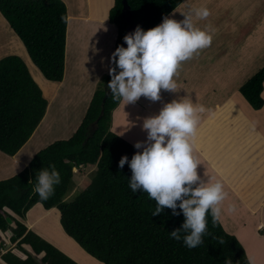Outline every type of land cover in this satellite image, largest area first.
Here are the masks:
<instances>
[{"label":"trees","instance_id":"16d2710c","mask_svg":"<svg viewBox=\"0 0 264 264\" xmlns=\"http://www.w3.org/2000/svg\"><path fill=\"white\" fill-rule=\"evenodd\" d=\"M182 1L127 3L136 26L146 31L161 23ZM121 10L122 0H113L107 14L108 24L117 33L114 51L126 33ZM0 14L43 78L61 83L68 25L65 2L0 0ZM110 79L108 74L104 87L95 90L73 135L48 145L31 159H22L21 151L48 104L20 57L0 60V153L27 164L17 175L0 181V259L5 264H78L23 224L26 214L41 205L45 210L56 208L65 235L102 264H224L226 258L232 264H248L242 244L220 222L213 226L210 215L203 244L190 250L182 239L170 237V232L184 222L180 209V215L174 216L165 208L160 215L152 216L156 202L146 192L131 190V169L127 163L121 169L119 161L125 155L130 161L140 150L110 130L113 110L120 103L105 89ZM263 83L264 66L239 88L243 100L255 111L264 106ZM50 164L56 165L61 183L55 186L53 196L42 201L33 191L36 174ZM83 168L93 169L91 179L75 189L73 169ZM74 191L73 200L66 202ZM220 238L225 241L223 245Z\"/></svg>","mask_w":264,"mask_h":264},{"label":"clouds","instance_id":"9594fccd","mask_svg":"<svg viewBox=\"0 0 264 264\" xmlns=\"http://www.w3.org/2000/svg\"><path fill=\"white\" fill-rule=\"evenodd\" d=\"M209 15L206 7L190 8L182 20L166 15L153 28L145 31L138 25L134 32L126 34L123 40L127 47L118 46L111 56L114 67L109 69L107 87L113 100L124 105L141 97L157 102L162 90L177 93L176 77L182 62L212 42L210 26L202 28L197 24ZM205 111L203 105L187 96L165 103L158 114L143 120L147 139L134 144L142 151H137L130 161L126 155L119 161L121 169L126 163L131 169V190L146 192L156 202L152 216L160 215L165 208L171 209L174 216L183 213L181 228L171 231L170 237L182 239L190 250L203 244L209 215L213 226L221 220L223 203L228 198L222 181L205 180L197 172L201 163L194 154V137ZM36 181L33 191L45 201L54 195L61 175L56 165L50 164L38 171ZM227 211L234 212L235 205H229ZM219 243L223 245L225 241L220 238ZM246 259L248 264H256L255 257L247 253ZM224 264H232V260L226 258Z\"/></svg>","mask_w":264,"mask_h":264},{"label":"rangeland","instance_id":"374dc122","mask_svg":"<svg viewBox=\"0 0 264 264\" xmlns=\"http://www.w3.org/2000/svg\"><path fill=\"white\" fill-rule=\"evenodd\" d=\"M91 1L92 0H87L88 5ZM112 1L113 0H102V3L98 2V4H96V7L92 8V16L96 17L98 20H105L112 6ZM197 1L198 0H187L185 4L184 2L181 3V5L178 6L180 7L178 8V12L185 11L184 8L187 9L192 7L195 3H197ZM241 2H247V0H233V10H236V8L242 10L243 7H241V5L239 4ZM83 4L80 5L81 8H84ZM220 4L221 0H217L209 6L201 4L200 6L208 8L210 14H212L214 11L219 9ZM78 8L80 7L78 6ZM227 12H229L228 8ZM225 16V10H221L220 12H218L217 16H215L216 21L219 22L221 19L223 20ZM172 17L177 20L184 19L180 14H174ZM210 17L212 16L210 15ZM210 20L211 19L209 18L205 20H199L197 21V24L202 28L210 26V28L212 29L215 23ZM223 22L225 23L226 19ZM240 23L241 19L236 23H233V20L231 21V25L233 24L236 30L242 31L244 37L246 35H249L250 31L248 26L243 22V26L240 27ZM226 27L229 29L228 25ZM100 34L101 36L98 38L100 39V42H108L110 37L107 30ZM98 39L92 40L94 43H98ZM223 40L231 41L233 43V34H228V36ZM229 47L230 46H227L226 49ZM81 51L82 47H76L74 50V54L78 57ZM96 51L99 50L97 49ZM220 52H222L223 54L221 56V62L218 65L221 66L223 74L227 73L228 70L232 71L230 76L233 77V81L231 82L227 80L226 83L231 86L228 87V90L226 88H223L226 93H224L222 97H215L212 93L203 91L211 90L213 88L211 85V80L204 79L198 83L195 73L203 74V70H201L202 68L207 69L212 67L205 64L204 62V60L208 58H210V60H214V64H216L219 59ZM12 55L18 56L22 59L29 73L31 71L33 74V72H35L34 70L38 71V69L33 65L29 56L27 55V52L22 42L17 38L15 33L10 29L9 25L4 20L3 16L0 14V60ZM89 58H83L81 60L86 65H89L95 57L91 59ZM98 60L99 63H101L102 57ZM195 60L197 63L196 66L194 64ZM183 63L184 62H182V64ZM185 64L189 65L190 67L188 66L186 69H180L182 65L180 66V70H178L179 75L178 77H176V82L178 84V91L176 95L172 98H167V95L161 94V100L157 102H153L147 99L148 101H151V105L149 106L147 113L151 115H156L159 113L160 109L165 103L182 96H187L195 104L203 105L205 108H207V105L211 103L213 108L215 107L220 110L221 108L226 106L227 102L224 103V101L228 100L233 104V106H240L244 104L246 108L252 110L250 107L245 105V101L240 97L239 88L246 81L251 79L259 70H261L264 66V63L262 64V62L259 63L257 61L248 63L246 68H243L237 73L236 76H233V68L235 67L233 65V49L225 50L219 49L218 47H207L194 54L191 59L185 61ZM83 67L84 65L80 63L78 67H76L71 72V66L66 65L65 63V70L62 80L63 85H61L62 82L59 83L60 88H56L54 87V85H49L52 83L46 81L43 76L42 80L45 86L41 84V87L38 85V83L41 82V77L37 76L40 74V72L38 71L39 74L33 75L36 78L33 80L35 82H38H36V84L41 89L43 97L47 100L48 106L43 119L37 126L35 132L32 134L31 139H29L25 150L21 151L22 153L20 156L22 159H27L28 157H30L31 159L34 154L46 148L48 145L56 141L68 139L71 135L75 133L78 126L81 124L95 90L99 86L104 87V78L109 74L108 71L111 68V65L109 64L106 71H102V75L99 74L98 80L96 82L91 83H86L84 81L83 78H90L91 76L89 75V73L80 72V69ZM191 67L194 68L192 69ZM216 68L217 66L215 67V69ZM188 73H190V77L187 80L186 76L188 75ZM208 75L205 78H211ZM77 79H80L81 82H77ZM52 89H55L54 92L52 91ZM106 90H109L108 87H106ZM166 98L167 100H165ZM140 104V100H138L137 102L131 105L138 108ZM120 106L125 105L120 102L117 107L113 110V112L118 110V107ZM124 110H126L125 107L118 111V113L122 114L119 115V117H115L113 128H115V130L117 131H120L119 133L122 134V136L120 137L131 144L136 143L143 138H145L146 141L147 133L143 130L142 125L143 120L151 115H148L147 113L143 115H134L132 113L125 114ZM111 129L112 122L110 130ZM126 129L128 130V132H125ZM124 135H126L129 139H125ZM139 150L142 151V149ZM194 154L201 163L197 168L198 174L205 180L209 179L208 177L210 176L208 174H206L207 176H205L207 165L203 163L201 157L196 152ZM26 165L27 164H25V162H19L15 157H8L0 153V181L17 175L24 168H26ZM258 166H261V170H264V159H260L254 167ZM92 172L93 169L91 168H83L80 171L77 169H73V181L75 189L79 187L82 188L85 183L90 181V174ZM216 180H220L224 183V180H222L221 178L216 177ZM256 186L257 183H253L250 186L251 190L249 193L254 192L253 190ZM75 195L76 192H72L66 198V202H71ZM232 195L233 192L229 191L228 198L223 203L224 211L219 222L227 233L236 237V239L242 244L245 249V252L248 255L255 257L256 264H264V202L261 203L262 205L258 207L257 205H254L252 203V211L248 210L247 208H244L242 205L241 207L237 205V203L241 204V201H238L236 197H233ZM245 197L249 199L247 195ZM229 205H235L234 212L227 211ZM23 221V224L28 230H31L37 235H39L41 238L52 244L54 247L66 254L70 259L74 260L78 264H102L96 259L89 256L73 239L65 235L62 230V227L60 226L59 211L56 208L45 210L41 205H35L26 214V218Z\"/></svg>","mask_w":264,"mask_h":264},{"label":"crops","instance_id":"0c3cea01","mask_svg":"<svg viewBox=\"0 0 264 264\" xmlns=\"http://www.w3.org/2000/svg\"><path fill=\"white\" fill-rule=\"evenodd\" d=\"M63 1L67 5L68 11V35L65 45L64 70L65 63L66 65L71 66V72L81 63L84 67L80 69V72L89 73L91 76V79L83 78L84 81L86 83L96 82L99 74H101L102 71H106L109 64L112 67L111 56L114 52V44L117 34L116 29L114 26L108 24L107 18L105 20H98L96 17L92 16V8H95L98 2L102 3V0H92L89 2V5L87 0ZM186 1L187 0H183L182 3L184 2L185 4ZM216 1L217 0H198L197 3L190 8H199L201 7L200 4L209 6ZM82 4L84 5V8H81L80 5ZM239 4L243 9L239 10L236 8V10H233V0H221L219 9L210 14L212 17H210V15L207 17L211 19L210 21L215 23L211 29L213 39L208 47H218L219 49L225 50L233 49V65L235 66L233 68V76H236L239 71L246 68L248 63L253 61L259 63L262 62V64L264 63V0H247V2H241ZM78 6L80 8H78ZM178 8L180 7L174 9L167 16L180 14L184 18L183 14L190 10V8H184L185 11L178 12ZM227 8L229 9V12H227ZM221 10H225L226 16L223 20L221 19L217 22L215 16H217L218 12ZM225 19L226 22L224 23L223 21ZM240 19L241 23L239 26L242 27L244 22L250 31L249 35H246L245 37L243 36L242 31L236 30L235 26H233V24L231 25L232 20L233 23H236ZM227 25L229 26V29L226 27ZM106 30L110 38L108 42H100V39H98L101 36L100 33ZM230 33L233 34V43L231 41L223 40ZM92 39H98V43H94ZM227 46L230 47L226 49ZM76 47H82V51L78 57L74 54ZM97 49L99 51H96ZM222 54V52L219 53V59L216 64H214V60H210V58L204 60L205 64L212 67L207 69L202 68L201 70H203V74L195 73L198 83L204 79L211 80L213 88L211 90L203 91L212 93L215 97H222L223 94L226 93L223 88L228 90V87L231 86L226 83L227 80L231 82L233 81V77L230 76L232 71L228 70L227 73L223 74L221 66L218 65L221 62ZM93 57L95 58L89 65H86L81 60L83 58L91 59ZM101 57L102 60L101 63H99L98 59ZM194 64L195 66L197 65L196 60L194 61ZM181 65L180 69H186L189 66L186 65L185 62ZM216 66L217 68L215 69ZM34 71L33 74L31 71L30 73L33 79H36L33 75L39 73L37 70ZM207 75L211 78H205ZM37 76L41 77V82H36L42 87V75L39 74ZM189 77L190 73L186 76L187 80ZM76 81L81 82L80 79H77ZM49 85H54V87L60 88L59 83L55 84L53 82ZM61 85H63V82ZM43 86H45V84H43ZM106 87L107 86L105 85V89ZM54 90L55 89H52L53 92ZM161 94L167 95V98H172L176 95V93L164 90L161 91ZM167 98L165 100H167ZM262 98L264 100V83ZM139 100L141 104L138 108L131 104H127L118 107V110L113 112L111 130L118 136H122V134L119 133L120 131L113 128V124L115 117H119V115L122 114L118 113L120 109L125 107V114L132 113L134 115H143L147 113L151 101H148L147 98L144 97H141ZM225 102H227L226 106L220 110L215 107L213 108L212 104L209 103L206 108L207 111L200 115V122L196 136L194 137V148L195 152L201 157L203 163L207 165L205 173L210 176L208 178L216 180L217 177L224 180L223 184L227 189H225V191L233 192L232 196L236 197L238 201H241V204L237 203V205L240 207L242 205L244 208L252 210L251 207L253 204L258 207L264 202V170H261V166L254 167L260 159H264V106L260 110L255 111L246 102L245 105L252 110L246 108L244 104L233 106L230 101L225 100L224 103ZM147 114L151 115L149 113ZM125 132H128V130L126 129ZM124 137L125 139H129L126 135H124ZM140 141H145V138ZM134 144L135 143H132L133 146ZM17 160L22 162L19 159ZM253 183H257V186L253 190L254 192L249 193L251 190L250 186ZM246 195L249 199L245 197ZM0 264L5 263L0 259Z\"/></svg>","mask_w":264,"mask_h":264},{"label":"water","instance_id":"95a60500","mask_svg":"<svg viewBox=\"0 0 264 264\" xmlns=\"http://www.w3.org/2000/svg\"><path fill=\"white\" fill-rule=\"evenodd\" d=\"M121 16H122V19L127 24L125 35L128 33L134 32L137 26L133 21V12L127 3V0H122ZM121 45H123L124 47H127V45L124 43L123 39H122ZM105 97H106V95H105Z\"/></svg>","mask_w":264,"mask_h":264}]
</instances>
